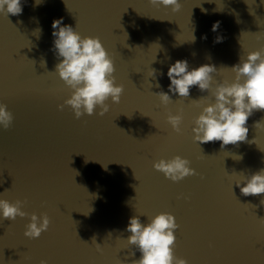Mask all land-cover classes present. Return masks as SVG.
Here are the masks:
<instances>
[{
	"label": "water",
	"instance_id": "1",
	"mask_svg": "<svg viewBox=\"0 0 264 264\" xmlns=\"http://www.w3.org/2000/svg\"><path fill=\"white\" fill-rule=\"evenodd\" d=\"M180 3L173 12L149 0H22L20 15L0 13V103L14 116L9 129L0 125V199H26L29 213L15 221L0 213V264H132L141 253L127 242L130 218L147 224L161 212L176 217L174 253L189 264H264V194L244 196L236 186L241 173L264 169V128L255 127L264 111L249 117L247 142L222 149L220 141L199 145L192 132L215 102L211 92H169L166 107L154 94L168 92L176 60L219 70L264 50V0ZM61 18L82 36L99 37L114 61L125 90L119 103L109 98L104 116L99 107L80 119L70 106L58 108L71 95L55 72L52 23ZM225 79L235 73L215 74L213 89ZM169 112H182L181 133ZM176 155L197 175L173 182L153 167ZM32 213L51 220L37 239L24 235Z\"/></svg>",
	"mask_w": 264,
	"mask_h": 264
},
{
	"label": "clouds",
	"instance_id": "2",
	"mask_svg": "<svg viewBox=\"0 0 264 264\" xmlns=\"http://www.w3.org/2000/svg\"><path fill=\"white\" fill-rule=\"evenodd\" d=\"M41 2L42 0H36V5ZM149 2L157 8L171 7L173 12H179L182 8L180 0ZM22 12V0H0V13L7 17L10 14L20 15ZM218 27L219 22L213 25L212 30L216 31ZM52 28V35L55 38L54 52L60 61L56 64L55 72H58L65 85L71 89L70 98L58 105L59 110L70 106L75 118L80 119L85 114L95 115L99 107V115L104 116L110 110L107 103L109 98L113 103H119L125 90L123 84L116 83L113 59L99 37L82 36L71 25H64L63 18L54 20ZM192 40H195L194 36ZM216 42H221V38H217ZM43 66H46V63ZM225 69L235 73L234 81L229 82L225 79L217 82L213 89L214 75ZM156 72V69L150 67L148 77L155 78ZM167 76L171 81L168 92L161 90L154 93L165 107L173 101L169 92L179 94L181 98H188L193 86H198L201 92H211L214 97L215 102L204 106L194 121L192 132L195 142L200 145L220 141L223 149L227 145L248 141L249 128L246 125L249 117L255 111H264V50L249 52L246 59L240 57L239 63L231 68L221 67L219 70L213 64H204L190 70L186 59L176 60L168 68ZM155 87H161L159 82ZM202 98L193 101L199 105ZM183 119L182 112L175 115L169 112L167 116V122L176 133L182 132ZM13 121V113L8 110L7 105L0 103V125L7 130ZM255 127L264 128V122L257 121ZM239 159H242V156H239ZM190 164V160L176 155L171 159L154 162L153 167L162 172L167 179L179 182L188 176L197 175ZM241 174L243 181L236 186L240 188L242 195L264 194V169L250 175ZM26 204V199H17L15 202L0 199V213L4 219L11 221H15L17 217H28L29 213L23 210ZM261 204H264V200H261ZM50 224L51 220L47 213L39 216L32 213L24 235L30 239H37L49 229ZM179 227L176 217L169 212H161L150 218L147 224L141 222L140 216H132L126 228V231L131 233L127 242L141 253L139 259L132 260V264H189L188 260L177 257L174 253L177 239L175 230ZM92 242L95 243L96 250L103 253V247L95 242V237ZM131 255L135 256V252ZM40 264L48 262L41 260ZM120 264H125V261H121Z\"/></svg>",
	"mask_w": 264,
	"mask_h": 264
}]
</instances>
